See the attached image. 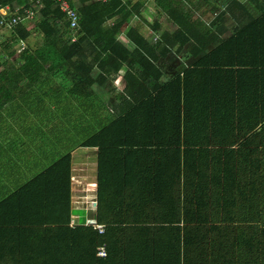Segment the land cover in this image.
Returning <instances> with one entry per match:
<instances>
[{
    "label": "trees",
    "instance_id": "16d2710c",
    "mask_svg": "<svg viewBox=\"0 0 264 264\" xmlns=\"http://www.w3.org/2000/svg\"><path fill=\"white\" fill-rule=\"evenodd\" d=\"M68 1L80 16L74 43L52 1L35 8L34 30L45 38L38 50L21 45L31 35L26 25L0 26V116L55 67L67 70L70 92L78 93L96 75L86 56L73 62L91 40L105 42L109 52L98 67L104 81L107 63L125 51L115 71L129 65L133 78L139 70L129 95L119 96L127 105L100 121L82 145L99 149L96 219L105 232L86 223L70 226L67 153L0 197V264H264V0H190L193 7L153 0L150 27L159 40L151 46L140 28L129 26L142 16L139 0ZM6 6L30 3L0 0V9ZM216 11L217 18L230 15L245 24L220 41L224 33L208 18ZM3 18L10 19L0 13ZM125 31L138 52L118 42ZM176 51L194 62L166 77L157 63ZM103 246L107 257L100 259Z\"/></svg>",
    "mask_w": 264,
    "mask_h": 264
},
{
    "label": "crops",
    "instance_id": "0c3cea01",
    "mask_svg": "<svg viewBox=\"0 0 264 264\" xmlns=\"http://www.w3.org/2000/svg\"><path fill=\"white\" fill-rule=\"evenodd\" d=\"M139 2L143 17H136L129 26L140 28L142 37L148 39L151 46L159 40V34H153L150 27L155 21L153 11L155 8L154 1L139 0ZM152 4L153 6H151ZM217 12L214 13L211 20L216 19L215 28L220 27V30L224 33L223 35L220 34V41L231 37L235 26L245 24V19L238 21L230 15L217 18ZM1 13L3 14L2 11ZM163 18L160 20L162 25L163 21H167L166 18ZM118 19L119 17L111 20L108 27L112 28L118 22ZM23 25H26L31 35L29 39L21 41V45L24 44V47L27 49L38 50L44 45L45 38L34 30L35 19ZM74 35H76L77 41L78 35ZM72 38L73 33H71V40ZM92 41L86 45L85 51L81 53L80 58L73 60L74 63L82 64V57L86 56L88 58L86 64H94V71L96 73L94 76L91 75L92 78L88 82L82 83L78 93L70 92L74 88L72 78L68 75L67 70H63V67H55L57 68L56 73L55 70L49 73L47 80L33 84L31 88H26L24 93L18 95L12 103L7 104L4 111H8L10 108L17 110L12 114L13 120H17L16 122L12 121L10 124L9 122H5L7 116H0V122H2L0 127V197L7 198L62 156L70 153L72 156V216L70 226L72 227L83 225L88 220L96 218V208H94L91 201L95 197L97 199L98 196L99 149L84 147L82 145L100 127V121L105 120L103 109L105 106H109L115 116L121 112V106L125 105V101L119 96L121 93L129 95L125 91L130 87L132 82L136 81V75L139 72V70H134L132 71L134 74L133 78L129 77V65H124L120 72L115 71L117 64L122 61L120 58L122 59L125 53L124 50L120 49L117 51L119 52L118 55H113L114 60L107 63V71L110 75L107 74L105 77L108 80L104 81V78L101 77L103 74H100L98 67L101 62H105V59L109 58V52L105 51V47H107L105 42L97 44L96 41ZM118 42L131 53L138 52L133 44L131 35L127 31L119 35ZM71 43L74 42L71 41ZM184 54L186 53H179L177 51L171 53L167 56L166 60H161L157 65L163 72L167 69H176V63H179L178 65L181 69H177V73H180L194 62H184L182 60L184 59ZM167 60L168 62H166ZM46 68H49V65ZM69 69L72 72L76 71L72 66H69ZM62 72L64 75H62ZM167 81L165 76L162 77L161 82L165 83ZM92 82L93 85L90 87ZM22 86V81L16 84L18 90ZM44 99L48 101L44 102ZM36 104L39 107H27L28 105L34 106ZM13 105L18 106L14 107ZM23 110L37 117L38 120L43 118L46 120L45 124L50 123L55 125L57 120L63 119L69 123L73 130L57 129L56 126L44 131L16 127V124L21 125L20 121L24 120L17 117ZM89 115L93 117V120H89ZM92 121L97 123L96 128L85 123H91ZM82 132L83 134L80 136ZM76 211L78 214L74 213Z\"/></svg>",
    "mask_w": 264,
    "mask_h": 264
},
{
    "label": "built area",
    "instance_id": "2783aa9c",
    "mask_svg": "<svg viewBox=\"0 0 264 264\" xmlns=\"http://www.w3.org/2000/svg\"><path fill=\"white\" fill-rule=\"evenodd\" d=\"M30 3V7H26V8H19L17 10H14L13 8H11L10 6H7L5 8L0 9V13L1 11L3 12L2 16L7 17L9 16L10 19H2V21H0V26L3 27H8L13 28L14 26H17L19 24H24L29 22L30 20L34 19L35 15H36V9L41 10L44 8L46 2L48 1H52L54 3H56L61 11L65 14V18L68 20L69 22V28L73 33V38H72V42H76V35L78 30H79V19L80 16L78 14V11L74 8H72L71 4L67 1V0H28ZM104 1H110V0H104ZM72 2L77 3L78 0H72ZM23 48L24 47V44ZM91 203L93 204L94 208H97V199L95 197V199H93L91 201ZM86 225L88 226H93L96 228V230L99 231L100 235H103V233L105 232V226L104 225H100L97 222L96 218L90 219L86 222ZM98 257L100 259H104L107 257V252H106V247L103 246L101 248H99V252H98Z\"/></svg>",
    "mask_w": 264,
    "mask_h": 264
},
{
    "label": "rangeland",
    "instance_id": "374dc122",
    "mask_svg": "<svg viewBox=\"0 0 264 264\" xmlns=\"http://www.w3.org/2000/svg\"><path fill=\"white\" fill-rule=\"evenodd\" d=\"M177 1H180V2H182V4L184 5V6H190V7H193L192 5H190L191 3H190V0H177ZM196 1V0H195ZM154 4V3H153ZM153 4L151 5V6H153ZM197 4H202V5H204L205 4V0H200V2H198ZM155 5V4H154ZM205 9H209L207 6H205L204 7ZM151 10V9H150ZM153 11H154V14H155V12H156V8H154L153 9ZM212 14H214V13H210V15L208 16V18H212ZM150 17V16H149ZM163 19H165V17L163 18ZM163 27H166V29H169V26H168V23H167V21H163ZM7 33H8V30H5ZM4 35H6V34H4ZM154 38V37H153ZM4 39L5 38H0V46H1V43L4 41ZM154 42H155V39H154ZM12 60H13V62L15 61V58H12ZM166 62H168V60L166 61ZM165 62V63H166ZM177 64V68L176 69H167V70H165V71H163V74L166 76V77H169V76H171L172 74H175V73H177L178 71H177V69H181V67L178 65L179 63H176ZM46 101H48L47 99H44V102H46ZM14 107H16V106H18V105H13ZM28 108H32V107H35V108H37V107H39L37 104L36 105H28L27 106ZM104 113H105V117H106V119H108V118H110V117H112L113 115V111H111V108L109 107V106H105L104 108ZM22 110V109H21ZM80 110V109H79ZM17 110H15V109H8V111H4L2 114L3 115H5V116H7V120H5V122H9L10 124L12 123V121L13 122H16L17 120H13V113L14 112H16ZM23 114H25V115H23ZM18 118H20V119H24L23 121H20V123H21V125L20 124H16V127H25V128H29V130H40V131H44L45 129H48V128H51V127H53V126H56L57 127V129H72L71 127H70V125H69V123H67V122H65L63 119L62 120H57L56 122H55V125H52V124H50V123H48V124H45V121L46 120H44L43 118H41V119H37V117H35V116H33V115H30L28 112H26L25 110H23L21 113H19V115L17 116ZM89 120H93V117L91 116V115H89ZM1 123L2 122H0V127H1ZM85 123H87V124H90L92 127H94V128H96V125H97V123L96 122H94V121H92L91 123L89 122H85ZM73 130V129H72ZM82 134H83V132L82 133H80V136H82ZM81 139V138H80ZM43 140V139H42ZM44 140H47V139H44ZM83 140V139H82ZM74 213H77L78 214V212L76 211V212H74Z\"/></svg>",
    "mask_w": 264,
    "mask_h": 264
}]
</instances>
